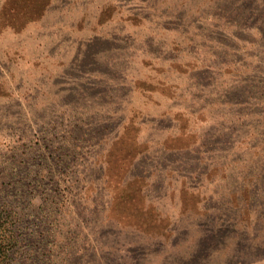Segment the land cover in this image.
Listing matches in <instances>:
<instances>
[{"label": "rangeland", "instance_id": "obj_1", "mask_svg": "<svg viewBox=\"0 0 264 264\" xmlns=\"http://www.w3.org/2000/svg\"><path fill=\"white\" fill-rule=\"evenodd\" d=\"M6 201L15 264H264V0H0Z\"/></svg>", "mask_w": 264, "mask_h": 264}, {"label": "trees", "instance_id": "obj_2", "mask_svg": "<svg viewBox=\"0 0 264 264\" xmlns=\"http://www.w3.org/2000/svg\"><path fill=\"white\" fill-rule=\"evenodd\" d=\"M25 218V212L17 209L12 201L0 203V264L17 262L28 240L22 235L26 230Z\"/></svg>", "mask_w": 264, "mask_h": 264}]
</instances>
